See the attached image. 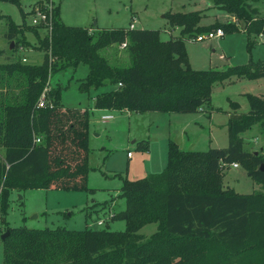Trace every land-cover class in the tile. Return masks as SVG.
Returning a JSON list of instances; mask_svg holds the SVG:
<instances>
[{"label": "trees", "instance_id": "16d2710c", "mask_svg": "<svg viewBox=\"0 0 264 264\" xmlns=\"http://www.w3.org/2000/svg\"><path fill=\"white\" fill-rule=\"evenodd\" d=\"M1 1L21 7V0ZM213 1L245 23L257 14L245 0ZM202 16L198 11L168 12L170 26L180 28V34L168 40L158 29L70 26L63 22L59 5L53 30L43 37L39 27L6 16L9 39L27 44L25 33L33 32L44 57L40 63L19 58L0 63V219L4 231L10 230L2 240L5 264H264V193L238 192L222 180L223 169L237 162L264 184V152L246 150L241 136L254 125L264 126V96L252 94H246L247 112L228 111L226 147L196 151L172 142L162 173L124 179L125 208L112 213L113 219L126 220L124 230L7 224L12 189L89 187L92 110L65 106L61 86H52L47 104L38 107L57 73L84 64L89 70L81 90L110 86L95 97L96 109L176 113L210 105L216 83L264 75V62L192 69L184 40L215 28L238 31L233 22L200 25ZM261 29L262 22L251 23L249 43L255 42L251 33ZM116 44L126 47L128 65H114L102 54ZM140 147H148L147 141ZM150 222H157L154 232H139Z\"/></svg>", "mask_w": 264, "mask_h": 264}, {"label": "rangeland", "instance_id": "374dc122", "mask_svg": "<svg viewBox=\"0 0 264 264\" xmlns=\"http://www.w3.org/2000/svg\"><path fill=\"white\" fill-rule=\"evenodd\" d=\"M257 14L247 23L225 12L213 0H21V7L0 0V63L25 57V62L40 63L44 57L38 37L26 31L27 44L9 39L6 16L17 24L32 25L34 6L52 3L60 6L63 22L70 26L105 28L130 27L158 29L164 40L180 34V28L170 26L168 12L198 11L203 14L200 24L233 22L238 31L225 32L221 37L200 41L184 40L188 62L192 69H221L264 62V0H245ZM262 22L261 31L251 33L255 42L249 43L247 31L252 22ZM216 29V28H215ZM214 29L210 30L213 32ZM203 32L198 34L202 35ZM44 36L45 30L39 29ZM13 45V49H11ZM114 65H128L130 57L122 45L102 49ZM24 61V60H23ZM88 66L80 64L51 78L53 87L61 86V102L67 107H86L90 116L88 188H27L12 189L6 219L10 226L57 227L72 229L108 227L124 230L126 220L114 218L112 213L125 208L126 197L121 194L125 178L137 179L162 173L169 163V147L175 142L186 150L206 151L210 147H226L227 111L247 112L246 94L264 96V75L254 79L239 78L235 82L213 85L210 105L204 111L122 112L112 109V120L103 122L107 114L94 106L95 97L110 86L81 90L80 83L88 74ZM231 101L235 102L233 107ZM106 110V109H105ZM244 148L263 153L264 126L254 125L241 133ZM148 147H140L141 144ZM0 153L3 148L0 147ZM130 153V154H129ZM223 185L242 193H264V184L247 175L245 167L231 165L223 169ZM21 195V197H20ZM115 200V203H112ZM109 205H104V202ZM111 203V205H110ZM103 219L99 224L98 220ZM5 224L0 219V264H5V250L1 238ZM157 222L142 226L139 232L149 236L157 229ZM3 227V228H2Z\"/></svg>", "mask_w": 264, "mask_h": 264}, {"label": "built area", "instance_id": "2783aa9c", "mask_svg": "<svg viewBox=\"0 0 264 264\" xmlns=\"http://www.w3.org/2000/svg\"><path fill=\"white\" fill-rule=\"evenodd\" d=\"M55 6L52 3H47L45 5L38 4L37 6H34L32 10L30 11L33 19H32V25L37 26L40 29L45 30V34L51 33L53 30V22H54V10ZM134 27L133 25H131ZM224 35V31L222 28H216L212 31L205 32L202 35L196 36L192 38V41H200L204 38H213V37H221ZM125 45V44H124ZM24 61H26V58H23ZM52 88L51 82L46 85L42 95L40 96L38 107H44L48 100H49V92ZM114 118V115L112 113L103 114L101 116V119L103 122H107L109 120H112ZM39 141V139H38ZM130 154V153H129ZM233 167H238L239 164L237 162H233L230 164ZM99 224L103 223V219L98 220ZM1 230V227H0Z\"/></svg>", "mask_w": 264, "mask_h": 264}, {"label": "crops", "instance_id": "0c3cea01", "mask_svg": "<svg viewBox=\"0 0 264 264\" xmlns=\"http://www.w3.org/2000/svg\"><path fill=\"white\" fill-rule=\"evenodd\" d=\"M131 25H133L134 27H136L135 26V24L134 23H132ZM201 25V24H200ZM175 28H178V27H175ZM235 79H233V81H234ZM235 82V81H234ZM226 82H223V84H225ZM107 90H109L110 88H106ZM104 91H106V90H104ZM102 112H104V113H111V111L109 110V111H107L108 109H100ZM202 111H204L203 109H202ZM230 111H232V110H230ZM122 112H128V113H131V111H127V110H124V111H122ZM226 114H227V118H228V116H229V113H228V111L226 112ZM227 123V122H226ZM112 203L114 204L115 203V200L113 201L112 200Z\"/></svg>", "mask_w": 264, "mask_h": 264}, {"label": "water", "instance_id": "95a60500", "mask_svg": "<svg viewBox=\"0 0 264 264\" xmlns=\"http://www.w3.org/2000/svg\"><path fill=\"white\" fill-rule=\"evenodd\" d=\"M11 49H13V45H12ZM254 154H257V152L254 151ZM260 170H264V164H261V166H260ZM20 197H21V195H20ZM9 233H10V230H9V229L5 230V231L2 233V235H1L2 240H4V239L9 235Z\"/></svg>", "mask_w": 264, "mask_h": 264}]
</instances>
